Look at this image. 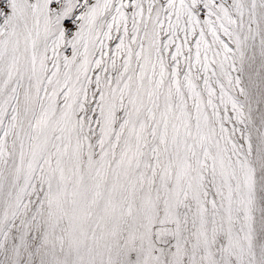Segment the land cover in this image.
Here are the masks:
<instances>
[{
  "label": "snow or ice",
  "instance_id": "6c2138e0",
  "mask_svg": "<svg viewBox=\"0 0 264 264\" xmlns=\"http://www.w3.org/2000/svg\"><path fill=\"white\" fill-rule=\"evenodd\" d=\"M0 264H264V0H0Z\"/></svg>",
  "mask_w": 264,
  "mask_h": 264
}]
</instances>
